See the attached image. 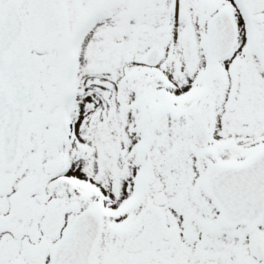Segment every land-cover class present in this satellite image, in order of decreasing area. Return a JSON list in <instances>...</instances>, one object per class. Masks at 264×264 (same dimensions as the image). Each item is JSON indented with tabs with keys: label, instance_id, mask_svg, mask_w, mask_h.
Segmentation results:
<instances>
[{
	"label": "snow or ice",
	"instance_id": "obj_1",
	"mask_svg": "<svg viewBox=\"0 0 264 264\" xmlns=\"http://www.w3.org/2000/svg\"><path fill=\"white\" fill-rule=\"evenodd\" d=\"M0 264H264V0H0Z\"/></svg>",
	"mask_w": 264,
	"mask_h": 264
}]
</instances>
